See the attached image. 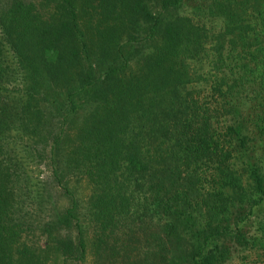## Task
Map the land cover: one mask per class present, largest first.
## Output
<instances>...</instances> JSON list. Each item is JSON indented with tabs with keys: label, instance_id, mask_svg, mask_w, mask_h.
I'll return each instance as SVG.
<instances>
[{
	"label": "trees",
	"instance_id": "1",
	"mask_svg": "<svg viewBox=\"0 0 264 264\" xmlns=\"http://www.w3.org/2000/svg\"><path fill=\"white\" fill-rule=\"evenodd\" d=\"M256 2L0 0V264L82 261L91 220L96 249L121 220L141 230L125 264H220L232 241L264 264ZM30 154H48L68 199L35 226L26 206L51 196L27 172ZM70 169L90 185L85 197ZM34 227L42 245L22 239Z\"/></svg>",
	"mask_w": 264,
	"mask_h": 264
},
{
	"label": "rangeland",
	"instance_id": "2",
	"mask_svg": "<svg viewBox=\"0 0 264 264\" xmlns=\"http://www.w3.org/2000/svg\"><path fill=\"white\" fill-rule=\"evenodd\" d=\"M251 2V1H250ZM259 7L261 10L264 9V0L262 2H256V4L251 3L250 9H255ZM52 112H49V115ZM52 115V114H51ZM56 121V118L53 119L47 115L45 126L47 127H56V124L54 123ZM51 128H47V130H50ZM49 135L48 133H45V137ZM40 137H37L34 141V144L36 143V146L39 148L44 143H42V139H38ZM24 152V151H23ZM257 156V151L254 152ZM31 158L26 159L25 162L27 164V172L31 174V176L34 178L35 182L38 180L41 182H44L46 185V189H48V192L50 193L51 199L49 201V205L47 207H42L41 210L35 209L33 206H26L27 212L30 214V217L32 218V221L34 223V226L38 224L40 219L46 214H50V212H53L57 207L62 208L66 206V203L68 202L67 197L62 194V190L56 185V180L51 175L50 165L48 163V154L46 156H42L40 159H36V157L33 154H30ZM71 172H76L74 169H70ZM73 174L69 176L68 179V185L75 188V193L79 194V196L85 197L87 194L90 193V185L84 181L80 177V179L75 180L74 174L79 173H69ZM68 174V175H69ZM67 176V175H66ZM81 176V175H80ZM33 180V181H34ZM36 185V184H35ZM19 194V192H18ZM20 198H22L23 201L28 202L26 196L24 195H18ZM84 198H81V202L79 203L80 206L84 207ZM24 202V203H25ZM43 203V202H42ZM44 204V203H43ZM46 204V203H45ZM78 212L84 211L83 208H78ZM254 217L251 216L248 220H253ZM146 222L143 223V225L147 224ZM126 221L121 220L120 222H117L116 227H114L112 233L108 235V237L105 238L106 243L99 247L98 249L94 248V243H90V239H93V236L98 233L99 227L97 223L93 220L90 222L84 221V228H85V237L86 240V249L84 253V259L81 260H66L64 263L60 261V257H53L52 254L46 253L43 254V262L44 264H114V260L116 262H121L125 264L126 262H130V252L134 250H138L142 248L143 242L141 238V230L136 228L135 223L130 224L132 225L131 230H127L126 228ZM249 225H252L251 222ZM253 231V227L249 229V232ZM22 239L26 240V242L31 243L33 245H42L43 244V237L41 233L39 234L38 229L34 227L33 229H29L25 231L22 234ZM95 241V240H94ZM96 243V242H95ZM230 244V250L228 252L227 258L221 262L220 264H258L257 257L253 252L247 249L245 246H241L238 242L232 241ZM113 249H126L127 253H120L118 254L114 259V257H111L108 255V252L110 251V248ZM262 256V255H261ZM256 260V261H255ZM264 261V257L263 260ZM115 262V263H116Z\"/></svg>",
	"mask_w": 264,
	"mask_h": 264
}]
</instances>
